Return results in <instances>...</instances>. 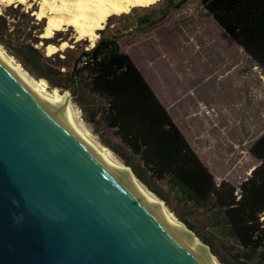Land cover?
I'll return each mask as SVG.
<instances>
[{"label": "water", "instance_id": "1", "mask_svg": "<svg viewBox=\"0 0 264 264\" xmlns=\"http://www.w3.org/2000/svg\"><path fill=\"white\" fill-rule=\"evenodd\" d=\"M0 264H215L1 45Z\"/></svg>", "mask_w": 264, "mask_h": 264}, {"label": "rangeland", "instance_id": "2", "mask_svg": "<svg viewBox=\"0 0 264 264\" xmlns=\"http://www.w3.org/2000/svg\"><path fill=\"white\" fill-rule=\"evenodd\" d=\"M32 3V6L29 3L0 5V32H5L2 38L6 42L0 45L30 75L45 79L50 90L58 88L68 92L81 111L86 128L120 162L131 167L103 143L106 140L122 147L119 138L106 126H96L84 118L83 108L89 107L91 98L79 102L70 89L54 87L46 77L37 76V71H42L38 66H44L51 73V79L62 81L54 72L58 65L66 60L73 67L81 51L90 49L102 37L100 30L107 36L117 35L122 50L133 58L193 149L210 168L217 184L227 182L239 193L241 183L260 164L251 149L264 133V68L219 24L202 0H161L149 7H134L128 13L113 14L97 30L94 45L89 39H77L73 27L52 38L42 37L47 18L38 19L34 12L39 9V2ZM65 41L67 45L62 48ZM49 44L58 47L51 55H48ZM23 45H35L43 57L29 62L34 70L25 67L11 52ZM154 194L175 214L164 199ZM185 209L181 208L184 216L201 226L200 218L205 220L206 211L198 209V215L193 217ZM203 231L210 235L206 228ZM194 233L223 264L211 246ZM221 243L217 241L222 252Z\"/></svg>", "mask_w": 264, "mask_h": 264}, {"label": "trees", "instance_id": "3", "mask_svg": "<svg viewBox=\"0 0 264 264\" xmlns=\"http://www.w3.org/2000/svg\"><path fill=\"white\" fill-rule=\"evenodd\" d=\"M202 1L264 68V0ZM3 33L0 42L5 45ZM99 33L102 37L81 51L73 67L66 60L58 65L54 72L62 81L51 79L44 66L36 65L42 68L37 76L46 77L54 87L70 89L79 102L91 98L89 107L83 108L84 118L111 129L122 147L103 143L211 246L223 264H264V133L251 149L260 164L241 183L239 193L227 182L218 185L133 58L122 50L117 35ZM11 52L30 70H34L31 60L43 58L35 45ZM182 207L193 217L198 209L206 211L205 220L200 221L210 235L185 217Z\"/></svg>", "mask_w": 264, "mask_h": 264}, {"label": "bare ground", "instance_id": "4", "mask_svg": "<svg viewBox=\"0 0 264 264\" xmlns=\"http://www.w3.org/2000/svg\"><path fill=\"white\" fill-rule=\"evenodd\" d=\"M33 1L39 2V9L34 12L38 19L47 18L45 32L42 37L52 38L60 31L67 30V27H73L77 32L76 38H86L95 44L98 37L97 30L105 26L107 19L113 14L128 13L134 7H149L161 0H0V5L25 4L32 6ZM72 29V28H71ZM70 31V30H69ZM67 42H63L61 47H65ZM2 46V45H1ZM3 48V46H2ZM4 51L20 65L26 77L35 88V90L49 101L63 107L67 113L75 120L83 130L92 138V140L110 157H112L141 187L142 189L158 204L164 211L189 235L193 240L206 252L215 264H221L219 260L208 250L198 237L190 235L191 231L182 223L166 206L165 202L160 200L152 191H150L133 173L131 168L120 162L111 151L102 145L86 128L81 116V111L72 101L68 92H62L58 88L50 90V86L45 79H36L16 61L14 56L10 55L5 48ZM48 55L55 53L58 47L54 44L47 46Z\"/></svg>", "mask_w": 264, "mask_h": 264}]
</instances>
